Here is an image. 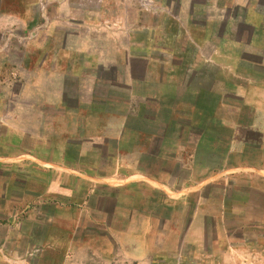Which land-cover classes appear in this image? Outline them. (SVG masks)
<instances>
[{"label": "crops", "instance_id": "0c3cea01", "mask_svg": "<svg viewBox=\"0 0 264 264\" xmlns=\"http://www.w3.org/2000/svg\"><path fill=\"white\" fill-rule=\"evenodd\" d=\"M122 1L0 0V222L62 252L260 256L264 0Z\"/></svg>", "mask_w": 264, "mask_h": 264}, {"label": "rangeland", "instance_id": "374dc122", "mask_svg": "<svg viewBox=\"0 0 264 264\" xmlns=\"http://www.w3.org/2000/svg\"><path fill=\"white\" fill-rule=\"evenodd\" d=\"M84 1L88 2L89 0ZM92 1L96 2L97 0ZM146 1L133 0L132 3L135 8L143 11L150 8ZM122 2L129 3L128 0ZM91 6L96 8V4L92 3ZM107 40L104 38L105 42ZM0 223V264H157L155 261L154 263L134 261L120 255L119 252L103 257L80 246L69 252H62L55 248L49 250L41 242L46 235L47 226L38 225L36 222L34 225L32 221L19 223L14 219L7 223ZM243 262L242 264H264V253L256 258H247ZM223 263L228 264V259H223ZM160 264L173 263L163 262Z\"/></svg>", "mask_w": 264, "mask_h": 264}, {"label": "built area", "instance_id": "2783aa9c", "mask_svg": "<svg viewBox=\"0 0 264 264\" xmlns=\"http://www.w3.org/2000/svg\"><path fill=\"white\" fill-rule=\"evenodd\" d=\"M147 2V5L149 6V7H151L152 6V3L150 2V1H146Z\"/></svg>", "mask_w": 264, "mask_h": 264}]
</instances>
